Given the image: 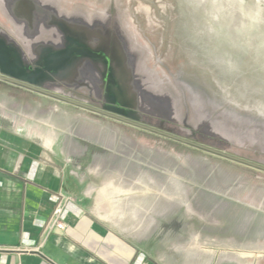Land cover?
<instances>
[{
    "label": "rangeland",
    "instance_id": "rangeland-1",
    "mask_svg": "<svg viewBox=\"0 0 264 264\" xmlns=\"http://www.w3.org/2000/svg\"><path fill=\"white\" fill-rule=\"evenodd\" d=\"M75 40V85L52 81L47 90L264 165V0H0V41L38 81L56 78L46 67L49 49L67 51ZM39 44L42 58L39 47L34 52ZM76 47L90 48L91 56ZM115 67L125 70L128 106L104 99L119 87ZM0 121L34 138L57 122L68 133L103 139L94 149L110 170L100 173L101 157L88 171L80 162L72 171L90 182L87 192L102 211L126 215L137 198L145 216L153 201L152 225L143 232L161 244L190 228L192 244L206 251L202 260L264 264L263 170L3 80ZM238 227L253 246L225 235ZM159 254L166 261L167 253Z\"/></svg>",
    "mask_w": 264,
    "mask_h": 264
},
{
    "label": "crops",
    "instance_id": "crops-1",
    "mask_svg": "<svg viewBox=\"0 0 264 264\" xmlns=\"http://www.w3.org/2000/svg\"><path fill=\"white\" fill-rule=\"evenodd\" d=\"M82 123L70 120L66 124L78 127ZM62 124L52 123L51 132L34 138L27 134L30 129L23 133L0 123V264H216L201 259L206 251L192 244L190 228H184L176 238L173 235L165 245L157 234L143 232V227L152 225L147 216L153 201L145 216L142 200L137 198L130 202L126 215L102 211L87 192L90 182L80 181L72 171L78 162L88 171L101 157L105 162L98 161L100 173L110 170L105 168L109 163L106 156L94 149L103 139L89 138L91 133L79 134L74 128V133H68ZM74 143L81 148H73ZM58 204L65 223L62 231L49 225ZM236 230L225 235L234 236L236 243V235L243 236L244 245H254L248 230ZM149 236L153 239L144 246L142 240ZM160 252L167 253L166 261L160 259ZM149 254L162 262L148 259Z\"/></svg>",
    "mask_w": 264,
    "mask_h": 264
},
{
    "label": "flooded vegetation",
    "instance_id": "flooded-vegetation-1",
    "mask_svg": "<svg viewBox=\"0 0 264 264\" xmlns=\"http://www.w3.org/2000/svg\"><path fill=\"white\" fill-rule=\"evenodd\" d=\"M69 30L71 32L75 33L77 42L83 39V35L81 34V31L78 30L77 28L70 27ZM77 42L75 40L73 42L74 44H73L72 48L67 50L68 53H69V58L68 59L71 58V62H67L65 67H64V69H61V70H59V71H57L55 73L56 78H53L52 80H49V81H46V80L45 81H39L42 84H44V85H39V86L46 88V87H48V83H52V81L64 82L65 85H68V86L75 85V83L77 81V76H78L77 68H76L77 67L78 58L77 57H71L70 54H71V50L75 48ZM40 45H43V44H39L36 47L34 46V52H35L36 48H38ZM64 45H63V47H64ZM89 46H91V48L94 47V46L90 45V43H89ZM63 47H61L60 49H62ZM83 48H87V47H76V50L78 51V49L81 50ZM87 49L90 50V48H87ZM0 51L3 52L4 54H6V57H7L8 61H9V63H7V64L4 63V62H1V66H3L4 69H8V70L13 72V71H15L14 68H16L18 73L22 72V71H26L24 69L22 63L20 62V59L18 57V53H17L15 48H12L11 45H8V44L3 43V42L0 41ZM45 51H46V49L43 48V47H39L38 48V56H39V58L43 57ZM49 51L50 52L53 51V53L54 52H62V50L61 51H59V50L56 51V50H54L52 48H50ZM67 51H64V52H67ZM34 52H33V54H34ZM85 56H87V55H85ZM87 57H89V56H87ZM33 64H34V59H33ZM64 64L65 63H63V66H64ZM11 65L13 66V68L10 67ZM114 70H115V77H116V79L118 81L119 87L118 88L113 87L112 91H111L112 92L111 95L106 94L104 99L106 98L107 101H113L116 104L121 105V106H128L127 102H125L123 100L124 99L123 97L125 96L126 90H128V86H127L125 80L123 81V76L126 75L125 74V70L121 69V68H117V67H115ZM53 71H55V70L53 69ZM68 71H70V73ZM99 71H100V73L103 71V66L101 67V69ZM26 72H28V71H26ZM66 72H67V76L64 77L65 78L64 80H66V81L61 80V77L63 75H66ZM104 94H105V91H104ZM129 94H131L130 91L128 92V96H129ZM116 110L118 112H122L125 115H128L125 111H121V110H119L117 108H116Z\"/></svg>",
    "mask_w": 264,
    "mask_h": 264
},
{
    "label": "water",
    "instance_id": "water-1",
    "mask_svg": "<svg viewBox=\"0 0 264 264\" xmlns=\"http://www.w3.org/2000/svg\"><path fill=\"white\" fill-rule=\"evenodd\" d=\"M0 80L6 81V82H9V83H12V84H16V85H19V86H22V87L27 88L29 90L38 92L40 94H43V95H46V96H49V97H52V98H55V99H57L59 101H63V102L72 104L74 106H77V107H80V108H83V109L98 113L100 115L119 120V121L124 122L126 124H129V125H132V126H136L138 128H141V129H144V130L156 133V134L163 135L165 137H168L170 139L179 141L181 143L194 146L196 148L205 150L207 152L216 154L218 156H221V157H224V158H227V159H230V160H234V161H237V162H240V163H243V164H246V165H249L251 167H254V168H257V169H260V170L264 171V165H261V164H258V163H255V162H252V161H249V160H245L243 158L234 156V155L226 153L224 151H221V150H218V149L203 145L201 143L194 142V141H191V140H188V139H185V138L170 134L168 132H165L163 130L157 129L155 127H151V126L142 124L140 122H137L136 120H133V119L129 118L128 116H124L122 114H118L116 112H113V111L107 109L106 107L98 108V107H95V106H92V105L77 101L75 99L68 98V97L63 96L61 94L54 93L52 91L47 90L44 87H41V86L35 84L34 82H30V81L25 80L23 78H18L17 76H14V75H11L9 73H6L1 68H0Z\"/></svg>",
    "mask_w": 264,
    "mask_h": 264
},
{
    "label": "bare ground",
    "instance_id": "bare-ground-1",
    "mask_svg": "<svg viewBox=\"0 0 264 264\" xmlns=\"http://www.w3.org/2000/svg\"><path fill=\"white\" fill-rule=\"evenodd\" d=\"M12 48H14V47H12ZM79 49H78L79 52L84 53L87 56H91V54H92L91 51L89 49H87V48H83L81 50H79ZM68 58H69L68 51L67 52H54L47 59V62H46L47 63V66L46 67L47 68H50V69H54L55 70L54 73H56L57 71H59L61 69H64V67H65V65H66L67 62H71V58L70 59H68ZM1 62H4L6 64L9 63V61H8V59L6 57V54H4L3 52L0 51V67H1V69L4 72L9 73V74L14 75V76H18V77L23 78L25 80H28L30 82H34L35 84H38V85H44V84H42L41 82L38 81V78H39L38 75H39V73H37V72H29V71L28 72L22 71V72H19L18 73V71H17L16 68H14L15 71L12 72V71H10L8 69H4V67L1 66ZM63 63H65L64 66H63ZM10 67L13 68L12 65ZM68 72L70 73V71H68ZM66 76H67V72H66V75H63L61 77V80H64L65 79L64 77H66ZM125 79H126V75L123 76V81ZM64 81H66V80H64ZM128 92H129V90H126L125 96L123 97L124 98L123 100L125 102H127V105H129V104L132 103V95L129 94V96H128ZM113 112H116L118 114L125 115L122 112H118L115 109L113 110Z\"/></svg>",
    "mask_w": 264,
    "mask_h": 264
},
{
    "label": "built area",
    "instance_id": "built-area-1",
    "mask_svg": "<svg viewBox=\"0 0 264 264\" xmlns=\"http://www.w3.org/2000/svg\"><path fill=\"white\" fill-rule=\"evenodd\" d=\"M61 214H62V206L58 204L54 208L49 220V225L55 228L56 230H60V231H62L65 228V223L61 219Z\"/></svg>",
    "mask_w": 264,
    "mask_h": 264
}]
</instances>
